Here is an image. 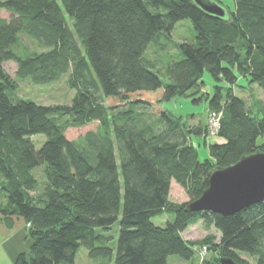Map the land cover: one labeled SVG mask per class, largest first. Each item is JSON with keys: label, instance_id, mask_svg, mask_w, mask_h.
<instances>
[{"label": "trees", "instance_id": "trees-1", "mask_svg": "<svg viewBox=\"0 0 264 264\" xmlns=\"http://www.w3.org/2000/svg\"><path fill=\"white\" fill-rule=\"evenodd\" d=\"M0 10L10 13L0 16V214L22 218L30 240L13 264H76L81 246L99 264H172V255L199 264L202 246L214 257L207 264L224 257L248 264L241 253L264 264V201L231 215L185 210L208 186L211 169L264 151V112L234 92L239 76L264 90V0H234L224 18L193 0H0ZM182 19L195 35L177 44L181 57L168 61L164 81L145 54L150 45L164 50L159 35ZM22 35L42 50H28ZM7 61L16 63L14 76ZM204 71L215 85L202 99ZM63 78L75 90L69 104L15 97L17 80ZM176 96L205 100L220 113L222 141H207V157L192 142L208 139L207 124L190 125L165 108ZM93 121L97 129L80 143L66 138L67 127ZM36 135L45 137L40 145ZM172 181L188 202L169 199ZM165 213L173 220L152 221ZM117 220L112 245L103 230ZM199 220L219 231L218 241L213 233L200 241L182 236Z\"/></svg>", "mask_w": 264, "mask_h": 264}, {"label": "rangeland", "instance_id": "rangeland-1", "mask_svg": "<svg viewBox=\"0 0 264 264\" xmlns=\"http://www.w3.org/2000/svg\"><path fill=\"white\" fill-rule=\"evenodd\" d=\"M228 9H233L234 0H218ZM66 18L71 25L70 18L67 14ZM195 35V31L193 29L192 23L189 19H182L178 21L170 33V35L160 34L159 41L164 44L166 48L164 50L159 49L156 45H150L147 49L145 56L153 61L157 66V70L161 74V78L166 81L167 77L165 75L166 65L170 59H179L181 54L177 48V44L183 40H192ZM22 43L25 47H27L30 51H41L42 47L38 45L35 41L30 38L22 35L21 37ZM153 44V43H152ZM6 71L11 75H15L16 71V63L14 61H7L5 64ZM203 85L201 86V90L196 97L204 98L206 93L213 94L215 82L213 81L211 74L208 71H204L203 76ZM18 89L15 93V97H19L21 99H27L34 101L40 105H54V104H69L71 102L72 97L75 94V90L71 89L65 79H61L57 82L48 83V84H35L30 79L17 80ZM237 84L234 86V92L242 97L249 108H251L256 114H261L264 112V90L256 83L248 82V80L242 76L238 77ZM164 106L167 110L181 115L185 121H187L190 125L194 124L196 120L194 116L198 119H203L207 116V127H208V139L205 141L200 136H193L192 142L194 146L198 149L200 158H204L208 156V142H218L219 137H217V131L211 132L209 129V116L211 111L207 110V102L205 100H201L198 102H193L191 97H183L176 96L168 101H164ZM194 120H193V119ZM193 120V121H192ZM192 121V123H191ZM195 121V122H194ZM196 125V124H194ZM98 127V122L93 121L82 127H67L65 129V136L69 140L76 141L80 143V138L89 130H96ZM213 131V130H212ZM44 136L36 135L33 136L32 139L36 143V145H40L44 140ZM264 140L263 137L258 139V142H262ZM39 147V146H37ZM35 174L38 178L40 186L43 184V173L42 169L38 168L35 170ZM169 199L177 202L184 203L188 202L189 198L186 195L185 191L174 181L171 183V188L169 192ZM172 214H163L160 216H155L152 221L156 225H164L166 221H172ZM26 226V225H25ZM102 230V229H101ZM119 230V220H117L109 231L103 230L107 234L113 235L111 244H115L117 235ZM208 233H213L216 237L215 241L219 240L220 233L214 227H211L210 230H206L202 220H199L195 223L190 224L183 232L182 236L190 241H200L204 239L205 235ZM197 251V250H196ZM239 257L248 262V264H254V259L251 256L246 254H239ZM169 262L172 264H186L184 260L178 258L177 256H170L168 258ZM195 262H199V264H207L208 261H214V257L209 254L200 255L198 251L197 258ZM205 261V262H204ZM100 260H92L88 257L87 250L83 246H81L75 258L76 264H99ZM10 264V263H9ZM12 264V263H11ZM112 264V263H111Z\"/></svg>", "mask_w": 264, "mask_h": 264}, {"label": "water", "instance_id": "water-1", "mask_svg": "<svg viewBox=\"0 0 264 264\" xmlns=\"http://www.w3.org/2000/svg\"><path fill=\"white\" fill-rule=\"evenodd\" d=\"M207 14L224 18L227 8L217 0H193ZM264 201V151H255L226 167L216 166L208 173V186L185 206L188 212L210 211L234 214ZM222 264H237L221 258Z\"/></svg>", "mask_w": 264, "mask_h": 264}, {"label": "crops", "instance_id": "crops-1", "mask_svg": "<svg viewBox=\"0 0 264 264\" xmlns=\"http://www.w3.org/2000/svg\"><path fill=\"white\" fill-rule=\"evenodd\" d=\"M9 15L10 13L5 10H0L1 17L8 18ZM194 119L196 125H206L207 123V116L203 119L194 116ZM221 141L222 139H219L218 142ZM3 199L4 196L0 194V202ZM29 244L30 240L27 235L25 221L17 216L4 217L0 214V264H13L16 256L20 252L26 251Z\"/></svg>", "mask_w": 264, "mask_h": 264}, {"label": "built area", "instance_id": "built-area-1", "mask_svg": "<svg viewBox=\"0 0 264 264\" xmlns=\"http://www.w3.org/2000/svg\"><path fill=\"white\" fill-rule=\"evenodd\" d=\"M209 129L211 132H214V131H217L218 128H219V121H220V113H216L214 111H212L210 113V116H209ZM213 130V131H212ZM207 252V248L205 246H202L200 249H199V253L200 255H205Z\"/></svg>", "mask_w": 264, "mask_h": 264}]
</instances>
